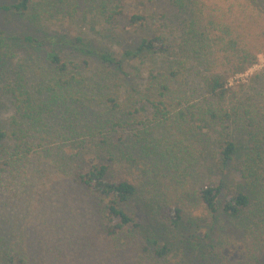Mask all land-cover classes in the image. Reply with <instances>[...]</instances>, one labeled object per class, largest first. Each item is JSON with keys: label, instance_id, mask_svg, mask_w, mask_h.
Masks as SVG:
<instances>
[{"label": "rangeland", "instance_id": "obj_1", "mask_svg": "<svg viewBox=\"0 0 264 264\" xmlns=\"http://www.w3.org/2000/svg\"><path fill=\"white\" fill-rule=\"evenodd\" d=\"M7 1L0 0V3ZM197 5L196 12L200 9L204 14V21H200L202 26L212 19L219 28L229 30V38L237 40L241 48L249 49L257 58L255 65L244 74L229 79L231 93L224 101V107L229 111L232 107L238 108V113H244L242 109L246 107L249 117L264 127V0H198ZM133 15L143 18L130 24L129 19ZM186 19L187 16L179 13L169 0H124L122 15L111 24L97 22L91 25L81 20L52 21L47 26L46 35H64L69 39L79 36L97 49L115 55L134 50L143 39L161 37L171 46L169 58H173L184 55L182 22ZM0 28L25 33L28 24L16 17L10 19L0 15ZM214 29L212 35L225 41L226 35ZM53 50L64 62L78 65L88 61L90 67L102 68L97 61L73 53L69 44L53 45ZM214 50L219 55L218 47ZM4 55L9 62L6 70L0 67L2 80L5 75L11 74L7 70L25 68V65L32 68L28 75L33 79H27L29 83L40 81L35 75L45 76L41 71L49 64L45 51L37 52L8 43ZM163 59L167 57L146 55L124 59L123 72L119 73V80L115 82L119 88L116 102L121 108L108 113L112 115L111 124H124V130L108 134L113 132L112 127H104L97 129L92 136L81 137L64 146L51 137L52 132L50 136L43 131L36 132L35 138L28 135L22 140L25 148L29 146L28 154H24L27 160L21 166L23 171L17 170L16 180L8 176L0 178V227L14 242L16 251L20 250L27 257L25 264H264L262 206L256 205L251 210L255 216L249 211L239 220L220 214L212 218L195 195V191L202 186L217 185L222 181L233 189L234 184L239 182L231 168L220 165L216 149L210 144L219 136L220 128L201 130V142L191 143V149L188 142L180 140L184 135L178 128L153 129L150 147L159 151H128L127 146L141 131L137 130L141 129L139 123L145 122L151 115L147 106L136 104V100L131 102L129 95L135 86H144L149 71L154 66L158 67ZM220 65L219 59L214 66L215 71L221 70ZM187 91L186 98L182 99L178 90H172L178 100L196 105L198 95L193 97L189 89ZM14 112L7 98L0 94V125L8 135L19 133L11 130L8 123ZM121 112L132 115L125 117ZM60 114L62 116V112ZM92 114L96 112L92 111L87 116L94 119ZM97 114L103 115L102 111ZM57 121L58 124L53 126L55 132L65 126L61 119ZM192 125L189 123L188 129ZM102 140H107V143L100 147ZM174 140L180 141V150L187 152L186 157L193 164L192 170H185L183 174L179 173L183 167L175 173L171 167H155L151 158L161 154L162 149ZM6 144L14 147L19 142L11 137ZM112 147H119L121 155L112 158ZM100 164L108 167V180L129 181L137 187V204L132 209L156 219L160 228L156 246L170 248L164 256L156 257L153 246L149 251L145 249V237L141 232L124 230L116 237H105L104 203L101 205L98 197L90 195L74 181L75 173H83L91 165ZM175 205H180L184 215L178 229L170 227L166 221L168 207ZM191 225L209 234L205 246L198 247L197 238L188 241L190 244L183 243Z\"/></svg>", "mask_w": 264, "mask_h": 264}, {"label": "trees", "instance_id": "obj_2", "mask_svg": "<svg viewBox=\"0 0 264 264\" xmlns=\"http://www.w3.org/2000/svg\"><path fill=\"white\" fill-rule=\"evenodd\" d=\"M123 2L124 0H9L0 3V15L10 19L16 17L28 24L25 33H13L0 28L1 69L6 70L9 62L4 55L8 43L28 47L37 52L45 51L49 63L45 70H41L45 76L35 75L40 81L33 84L27 80L33 79L28 75L32 70L29 65H25V68L17 67L12 71L7 70L6 72L11 74L5 75L4 80L0 77V94L7 98L15 111L8 123L12 127L11 130L19 132L18 135H8L0 125V178L8 176L16 180L17 170L23 171V161L27 160L24 154H28L29 146L25 148L22 140L28 135L35 138L36 132L43 131L47 136L52 132L51 137L59 140L61 146H64L81 137L92 136L97 129L104 127H112L113 132L108 134L124 130V124H111L112 115L108 114L121 108L116 102L119 88L115 82L119 80V73L123 72L124 59L146 55L166 56L167 59H163L158 67L154 66L149 71L143 87L135 86L131 90L129 100H136V104L147 106L151 115L145 122L139 123L141 129L137 130L141 131L127 146L128 151L137 149L145 153L148 150L152 152L150 135L153 129L178 128L184 135L180 136V140L188 142L191 149V143L201 142V130L220 128L219 136L210 144L216 149L215 154L220 165L231 168L237 174L239 182L234 184L233 189L222 181L217 185L199 187L195 191L197 199L212 218L220 214L239 220L249 211L255 216L251 210L255 209L256 205H261V211H264V127L249 117L246 107L242 109L244 113H238V108L232 107V111H229L224 107V101L231 93L229 79L244 74L255 65L257 58L249 49L241 48L237 40L229 38V30L219 28L212 19L202 26L200 21H204V14L200 9H197V13L195 8L198 0H169L179 13L187 16L185 22H182L183 56L169 58L171 46L161 37L143 39L134 50H125L121 55H115L97 49L79 36L69 39L64 35H46L47 26L52 21L55 23L81 20L91 25L97 22L111 24L122 15ZM142 18L133 15L129 22L137 23ZM213 29H219V32L226 35L225 41L223 38L214 37ZM56 44H69L73 53L97 61L102 68H92L88 61L78 65L62 61L53 50V45ZM216 47L219 55L215 53ZM219 59L221 70L215 71L214 66ZM187 89L191 96L198 95L195 98L196 105L189 104L190 101L187 100H178L172 92L178 90V94L184 99ZM195 108L198 110L194 111ZM92 111L96 112L95 115L92 114L94 119L87 116ZM98 111H102L103 115L99 116ZM121 115L131 117L132 113L121 112ZM59 119L65 126L55 132L53 126L58 124ZM189 123L193 125L188 129ZM127 126L131 127L129 123ZM11 137L19 144L8 146L6 143ZM179 142L174 140L162 149L161 154L151 157L155 162L154 166L171 167L175 173L183 167L180 174L185 170H192V161L186 157L187 152L180 150ZM105 143L107 140H102L99 146L102 147ZM118 149L112 147L111 153L109 152L112 158L121 155ZM156 151L159 150L155 149L153 152ZM107 175L108 167L103 164L91 165L83 173L74 174L76 183L90 195L98 197L101 205L104 203L102 217L105 221V237H116L124 230L141 232L145 237V249L149 251L153 246V254L156 257L164 256L170 248L156 246L157 235L160 233L156 219L132 209H135L137 204V187L129 181H110ZM183 217L180 205L168 207L166 221L170 227L178 229ZM189 230L183 242L185 245L192 238L199 240L196 244L198 247L207 244L208 233H204L196 225H191ZM12 242L0 227V264H25L27 257L22 255L20 250L16 251ZM21 255L22 257H19Z\"/></svg>", "mask_w": 264, "mask_h": 264}]
</instances>
